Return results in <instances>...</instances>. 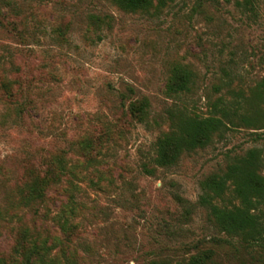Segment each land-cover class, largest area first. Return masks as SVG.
Masks as SVG:
<instances>
[{
  "label": "rangeland",
  "instance_id": "rangeland-1",
  "mask_svg": "<svg viewBox=\"0 0 264 264\" xmlns=\"http://www.w3.org/2000/svg\"><path fill=\"white\" fill-rule=\"evenodd\" d=\"M177 66L193 82L171 96ZM262 79L264 0L136 12L112 0H0V260L16 255L22 227L57 234V185L28 205L21 192L59 160L76 202L73 264H264V248L221 231L200 202L202 181L249 149L264 154V130L236 121L173 166L154 162L180 113L208 117ZM141 102L143 121L129 108ZM213 202L238 204L230 192Z\"/></svg>",
  "mask_w": 264,
  "mask_h": 264
},
{
  "label": "trees",
  "instance_id": "trees-1",
  "mask_svg": "<svg viewBox=\"0 0 264 264\" xmlns=\"http://www.w3.org/2000/svg\"><path fill=\"white\" fill-rule=\"evenodd\" d=\"M121 10L127 12L147 11L163 8L172 0H112ZM258 0H242L244 6L252 8ZM193 73L185 66L173 69L166 93L178 96L190 90ZM239 96V95H238ZM242 100H233L225 107L214 104L215 114L201 117L180 113L174 122V129L156 139L154 162L160 167L173 166L183 152L204 148L212 137L220 134L227 124L234 122L264 130L258 124L264 117V79L254 88L251 95ZM220 101V100H219ZM222 105V104H221ZM130 110L143 121L147 115L145 102L130 105ZM254 110V111H253ZM257 117V118H256ZM263 122V121H262ZM256 138H263L256 135ZM38 178V177H37ZM29 180L21 192L25 203L31 204L49 197L53 186L57 200L54 222L57 234L46 233L22 227L16 237L15 256L10 263L0 264H73L71 261V235L75 227L76 202L71 192V169L58 160L50 162L42 178ZM200 202L207 206L217 227L227 234L241 237L245 243L264 248V154L261 149L252 148L243 155L233 158L222 174H213L200 184ZM230 192L238 201L231 207H219L213 200H221ZM18 255V256H17ZM19 257L18 259H16ZM207 256L194 257L186 264H206Z\"/></svg>",
  "mask_w": 264,
  "mask_h": 264
}]
</instances>
